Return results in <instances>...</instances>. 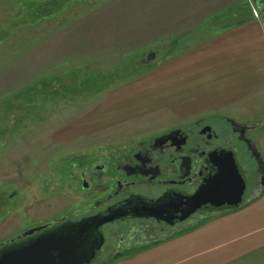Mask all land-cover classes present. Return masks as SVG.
Instances as JSON below:
<instances>
[{
  "label": "rangeland",
  "instance_id": "obj_1",
  "mask_svg": "<svg viewBox=\"0 0 264 264\" xmlns=\"http://www.w3.org/2000/svg\"><path fill=\"white\" fill-rule=\"evenodd\" d=\"M49 1L0 0V245L52 222L88 217L103 193L95 191L96 182L84 188L70 176L87 164L119 157L200 119L212 125L223 117L238 125L264 124V95L233 109L185 116L141 110L147 101L137 95L157 81L171 52L255 18L263 0H54L56 9L45 13ZM114 74L123 76L111 82ZM259 129L252 138L264 160ZM234 141L246 204L261 195L262 174L247 148ZM145 226V239L133 242L138 247L170 233L154 223ZM100 232L105 242L92 264L128 251L119 249L129 232L125 225ZM231 264H264V248Z\"/></svg>",
  "mask_w": 264,
  "mask_h": 264
},
{
  "label": "crops",
  "instance_id": "obj_2",
  "mask_svg": "<svg viewBox=\"0 0 264 264\" xmlns=\"http://www.w3.org/2000/svg\"><path fill=\"white\" fill-rule=\"evenodd\" d=\"M164 61L157 81L136 88L147 101L141 110L165 109L185 116L233 109L250 97L263 96L264 15L220 27L204 43L171 52ZM259 124L263 132L264 124ZM260 248L264 189L235 211L211 215L198 227L109 264H231Z\"/></svg>",
  "mask_w": 264,
  "mask_h": 264
},
{
  "label": "flooded vegetation",
  "instance_id": "obj_3",
  "mask_svg": "<svg viewBox=\"0 0 264 264\" xmlns=\"http://www.w3.org/2000/svg\"><path fill=\"white\" fill-rule=\"evenodd\" d=\"M219 120L215 125L200 119L194 121L190 128H173L160 136L151 137L147 142L138 143L135 148L127 150L119 157L100 160L90 166L87 164L80 168L79 172L71 173V177L75 176V179L86 187H89V182H96L98 187L95 191L103 193L88 217L104 215L111 207L129 199L160 200L167 208V217L170 216L171 220L182 217L186 211L183 208L185 198L191 197L205 180L215 174L216 166L209 161L211 153L232 152L236 159V155H239L234 141L236 139L237 143L247 148L252 157L248 147L252 149L256 146L252 133L258 130L259 126L239 125L233 128L231 119L223 117ZM223 124L230 130L227 131ZM257 170L262 174L260 167L257 166ZM198 212L207 213L198 210L183 222L172 226L155 216L127 218L105 224L100 231L114 230L119 225H125L129 232L124 236V240L122 238L119 249L139 250L143 247H138V244L134 245L133 242L145 239L143 230L146 224L154 223L161 229H168L170 233L164 236L167 238L180 232L186 223L195 220ZM150 214L156 215L157 212L151 210ZM156 216L166 217L163 214ZM61 223L63 222L58 224ZM131 233H134L132 237ZM102 236L104 238V234ZM121 236L120 232L119 237ZM27 239H20L18 242Z\"/></svg>",
  "mask_w": 264,
  "mask_h": 264
},
{
  "label": "water",
  "instance_id": "obj_4",
  "mask_svg": "<svg viewBox=\"0 0 264 264\" xmlns=\"http://www.w3.org/2000/svg\"><path fill=\"white\" fill-rule=\"evenodd\" d=\"M263 4L264 1L259 4L260 10ZM153 58V55L147 57L148 60ZM232 124L233 128L239 126L234 122ZM248 148L257 166L262 169L261 184L264 186V160L255 146ZM209 161L216 166L215 174L205 180L191 197L185 198L183 208L186 211L182 217L175 220L167 217V208L160 200L129 199L111 207L104 215L86 217L76 222H52L1 244L0 264H91L103 246L104 238L100 228L105 224L127 218L155 216L172 226L183 222L198 210L207 213L237 210L242 204L245 187L233 153L213 152L209 155ZM83 187L87 188L85 185ZM151 210L166 217L152 215ZM24 238L28 239L18 242Z\"/></svg>",
  "mask_w": 264,
  "mask_h": 264
},
{
  "label": "trees",
  "instance_id": "obj_5",
  "mask_svg": "<svg viewBox=\"0 0 264 264\" xmlns=\"http://www.w3.org/2000/svg\"><path fill=\"white\" fill-rule=\"evenodd\" d=\"M264 1V0H263ZM260 3H262V2H260ZM259 3V4H260ZM44 10L46 11L45 13H51L52 11H54L55 9H56V4H55V2H54V0H50L49 2H47L45 5H44ZM262 9H263V6H262ZM262 9H261V11H262ZM43 10V9H42ZM44 10H43V12H44ZM258 10L260 11V9L258 8ZM264 10V9H263ZM145 64V63H144ZM122 76H123V74L121 75H118V74H114V75H112V77H111V79H112V81L111 82H116V81H118V80H120L121 78H122ZM97 77H100V76H96V77H94V82L96 81V79H97ZM110 83V82H109ZM99 89L100 88H98V90L97 91H99ZM101 90V89H100ZM229 211H235V210H229ZM228 211V212H229ZM227 212V211H226ZM206 220H207V218H205V219H203L202 221H199V222H197V223H195L193 226H191V228L193 229V228H195V227H198L199 225H201L202 223H205L206 222ZM157 243H159V241L158 242H153L151 245H154V244H157ZM147 247V246H146ZM144 248V247H143ZM142 249V248H141ZM138 251H140V250H128V251H125V253H119L118 255H116L115 257H113V258H111V259H109L107 262H105V261H103V263L102 264H109V263H111V262H113V261H115V260H118V259H120V258H122V257H127V256H130V255H132V254H134V253H136V252H138ZM105 262V263H104Z\"/></svg>",
  "mask_w": 264,
  "mask_h": 264
}]
</instances>
